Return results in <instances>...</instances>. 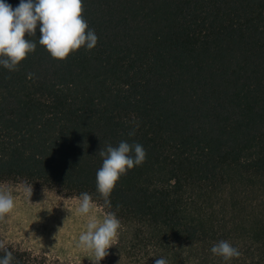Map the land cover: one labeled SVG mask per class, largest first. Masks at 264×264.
Here are the masks:
<instances>
[{
	"label": "trees",
	"instance_id": "1",
	"mask_svg": "<svg viewBox=\"0 0 264 264\" xmlns=\"http://www.w3.org/2000/svg\"><path fill=\"white\" fill-rule=\"evenodd\" d=\"M13 8L19 0H6ZM98 37L0 67V184L88 193L120 221L108 262L264 264V0H82ZM129 133H134L129 135ZM141 144L107 197L99 155ZM224 240L240 256L210 248ZM11 264H51L10 245Z\"/></svg>",
	"mask_w": 264,
	"mask_h": 264
},
{
	"label": "clouds",
	"instance_id": "2",
	"mask_svg": "<svg viewBox=\"0 0 264 264\" xmlns=\"http://www.w3.org/2000/svg\"><path fill=\"white\" fill-rule=\"evenodd\" d=\"M82 0H19L13 8L6 0H0V67L15 71L17 65L36 49V43L25 38L35 36L39 31L38 42L56 60H64L71 52L84 47L91 50L98 37L88 28L82 16ZM134 133H129L133 135ZM102 165L96 171V189L105 197V205L111 206L107 199L116 182L128 170L141 165L146 152L141 144L119 142L118 146H106L99 152ZM14 207L13 197L0 192V216L9 213ZM92 207L88 193L79 197L78 213L88 215ZM120 221L114 213L103 219L89 215L86 230L79 236L78 245L94 252L98 262L107 255L106 250L118 237ZM213 255L225 262L240 256V252L229 242L221 240L210 248ZM11 252L0 257V264H11ZM154 264H168L163 257L156 258Z\"/></svg>",
	"mask_w": 264,
	"mask_h": 264
},
{
	"label": "rangeland",
	"instance_id": "3",
	"mask_svg": "<svg viewBox=\"0 0 264 264\" xmlns=\"http://www.w3.org/2000/svg\"><path fill=\"white\" fill-rule=\"evenodd\" d=\"M0 192H7L14 201L13 209L0 216V244L44 257L51 264H97L94 252L78 245L88 216L103 219L107 215L97 204L92 202L90 213L81 215L79 198L53 190L3 183ZM109 248L99 262H108Z\"/></svg>",
	"mask_w": 264,
	"mask_h": 264
}]
</instances>
